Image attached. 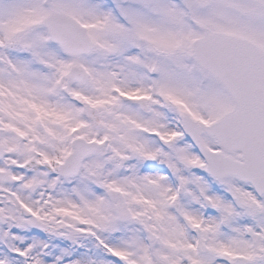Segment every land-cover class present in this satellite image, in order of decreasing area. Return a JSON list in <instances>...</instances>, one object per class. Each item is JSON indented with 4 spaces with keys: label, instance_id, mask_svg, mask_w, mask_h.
Returning <instances> with one entry per match:
<instances>
[{
    "label": "snow or ice",
    "instance_id": "snow-or-ice-1",
    "mask_svg": "<svg viewBox=\"0 0 264 264\" xmlns=\"http://www.w3.org/2000/svg\"><path fill=\"white\" fill-rule=\"evenodd\" d=\"M0 264H264V0H0Z\"/></svg>",
    "mask_w": 264,
    "mask_h": 264
}]
</instances>
